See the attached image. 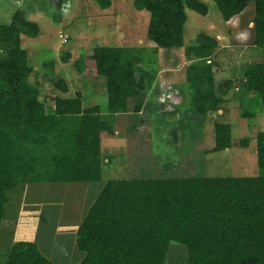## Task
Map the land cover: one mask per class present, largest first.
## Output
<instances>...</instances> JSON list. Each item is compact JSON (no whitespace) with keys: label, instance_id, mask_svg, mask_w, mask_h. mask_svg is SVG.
Masks as SVG:
<instances>
[{"label":"trees","instance_id":"trees-1","mask_svg":"<svg viewBox=\"0 0 264 264\" xmlns=\"http://www.w3.org/2000/svg\"><path fill=\"white\" fill-rule=\"evenodd\" d=\"M96 1L102 8L109 5L108 0ZM211 1L224 22L240 15L250 3L254 5L252 45L261 49L262 56L247 63L243 83L264 102V0ZM134 7L150 14L147 38L156 48H184V57L191 61L185 79L187 91L193 90V100L183 115H199L204 120L208 111L215 112L223 102L214 95L210 65L218 41L200 34L196 44L184 47L183 30L186 9L206 16L209 6L201 0H135ZM13 22L15 30L20 24L26 36L39 34L38 25L22 14L15 15ZM13 36L14 49L6 60L0 59V234L7 222V195L17 186L101 180L98 106L83 108L79 93L71 98L57 94L52 111H48L39 100L40 88L30 84L31 65L14 30ZM135 55L131 48L111 46L95 47L90 55L95 75L104 78L112 115H137L143 105L152 106L146 97L154 76L136 64ZM59 83L61 88H55L66 93L67 84L63 80ZM224 85L226 90L221 89V94L232 82ZM157 91L149 97L153 105H158L157 96L163 95L162 90ZM242 116L250 114L244 110ZM135 131L133 127L131 132ZM150 133L149 122L137 146L126 152L130 161L137 150L136 173L107 181L81 219L75 244L84 257L78 264H165L170 244L185 247L187 264H264V131L255 136L259 174L240 178L206 177L202 173L187 178L147 176L149 169L138 166L152 160L142 153L150 148ZM194 142L197 148L204 147L201 140ZM248 145L247 139L237 143L242 148ZM233 146L230 126L217 123L213 148L195 150L193 166L198 169L204 155ZM186 152H179V168L185 163ZM3 264L52 262L33 242L18 241L6 253Z\"/></svg>","mask_w":264,"mask_h":264},{"label":"rangeland","instance_id":"rangeland-1","mask_svg":"<svg viewBox=\"0 0 264 264\" xmlns=\"http://www.w3.org/2000/svg\"><path fill=\"white\" fill-rule=\"evenodd\" d=\"M108 1V7L102 8L96 0H0V59L6 60L9 52L14 49V30L19 38V46L26 51L31 65L30 84L40 88L39 100L48 111H52L54 97L62 94L55 88H61L59 80H66L71 92H79L82 102L91 104L95 93L106 94L104 83L95 89L88 87L94 84L95 64L90 61V55L95 47L133 48L137 60H140L139 49H143V54L151 58L157 54L161 69L166 66L168 69L177 68L181 74L164 71L161 72L163 79L169 77L171 84L185 85L184 73L191 61L184 57V48L164 50L149 42L146 35L150 14L145 10L140 12L135 9V0ZM201 1L209 6L206 16L185 10L187 20L183 30L184 47L196 44L200 34L216 38L218 45L210 58L216 84L232 77L240 81L246 66L241 70L239 60L245 55L258 58L262 56L261 49L252 45L254 5L250 3L240 15L229 20L228 24L221 19L220 12L211 0ZM17 14L36 23L39 34L35 37L26 36L21 33L23 31L20 24L16 25L15 30L13 19ZM258 58L248 59V62ZM233 62H236V66L230 71ZM162 91L165 96L160 95L158 105H153L154 103H150L153 99L146 97L149 105L154 106L150 105L152 109L143 105L137 115L133 116L131 113L132 117L120 116L116 120H113L107 110L104 96L98 97L103 139L99 182L21 184L8 193L5 205L7 222L0 234V264L4 263L6 253L18 241L36 244L52 264L79 263L84 253L77 250L74 244L80 221L107 181L127 179L128 175L136 173L137 150L134 149L133 155L135 150L136 154L135 157H130V161L126 152L135 147L138 137H141L140 134L149 122L150 148L146 152H140L146 153V156L148 154L149 159H152L149 161L152 162L146 160L148 163H140L138 166L149 169L150 174L147 176L155 174L154 176L187 178L202 173L206 177L240 178L259 174L255 136L264 131V118L257 121L251 116H242L240 109L235 107L236 110L224 117L208 111L204 120H201L199 115H183L191 107L193 90L186 92V100L182 105L177 104L180 97L176 95V91ZM143 97L145 99V95ZM253 100V111L262 109L263 113V100ZM136 101L139 102L137 99ZM253 111L249 113L254 114ZM237 115L244 121L242 128L235 127L231 133L235 146L206 154L200 159L198 169L193 166V153L201 148H197L194 141L201 140L203 148L211 150L214 146V125H236L239 122L236 120ZM146 120L149 122L146 123ZM157 121L164 122L166 127L158 126L161 124ZM251 126L252 130L249 129ZM133 127L136 129L135 133L131 132L134 136L124 132L125 128L128 130ZM124 135H127V140ZM242 139L248 140V147L237 146ZM185 150L187 158L179 168L178 155ZM167 255L166 264L176 261L178 264H187L186 249L182 245L170 244Z\"/></svg>","mask_w":264,"mask_h":264},{"label":"crops","instance_id":"crops-1","mask_svg":"<svg viewBox=\"0 0 264 264\" xmlns=\"http://www.w3.org/2000/svg\"><path fill=\"white\" fill-rule=\"evenodd\" d=\"M141 12V11H140ZM147 12V11H146ZM233 19V18H232ZM226 23H228V24H230V22L228 21V22H226ZM147 36V35H146ZM147 40L149 41V42H151L148 38H147ZM146 40V41H147ZM112 47H122V46H112ZM131 49H133V48H131ZM250 49V48H249ZM143 49H139L138 50V56H140V59H141V62L140 61H138V60H135V62H136V64L138 65V66H143V67H145V70H147L148 72H150L151 73V75L152 76H154V80H153V83H152V85H151V87H150V89L148 90V93H147V99H149V97H150V95H152V94H155L154 93V90H158V92L159 91H161V90H163V89H165V90H167V91H170V90H174V91H176L175 93H176V95L178 96V97H180L179 98V100L177 101V104L178 105H182L183 103H185V100H186V92H187V87H186V79H185V77H184V83H185V85L184 84H171V81L168 79V78H164L163 79V77H162V74H161V72H164V71H167V72H169V73H179L180 74V70L179 69H168L169 67L168 66H166V67H164V69H161V67L162 66H160L159 65V62H160V60H159V57L157 56V54H155L154 55V57H149V56H147V55H144L143 54ZM135 52V51H134ZM158 52V51H157ZM136 53V52H135ZM161 53V52H160ZM159 55V54H158ZM183 55H184V53H183ZM251 55H249V56H243L242 57V59L241 60H239V65L241 66V70L243 69V67L244 66H246L247 65V63H248V59L250 60L251 58H253V59H256V58H258V57H250ZM247 60V61H246ZM158 61V62H157ZM236 61V60H235ZM241 63V64H240ZM162 65V64H161ZM236 66V62H233V64L230 66V71L231 70H234V67ZM246 68V67H245ZM214 67L212 66V68H211V72H212V74H213V87H214V95H215V97L216 98H219V99H221V100H223V102L219 105V108H218V110H216L215 112H213V113H217V116H220V117H224L226 114H228V113H230V112H232V111H234V110H236V108L235 107H237V109H240V114H244V109H246L245 111H247L248 113H249V111H253V108H252V104H253V102L252 101H254L253 99H257L258 100V98L261 100V98L259 97V95L258 94H256V93H253V92H250V91H247L246 90V88H245V86H244V83H243V81H244V77H242V79L240 78V81H237L236 79H238V78H234V77H232V78H229V79H223L222 81H220L218 84H216V82H215V78H216V76L214 75ZM185 71H186V69H185ZM185 74V73H184ZM183 74V75H184ZM181 75V74H180ZM225 75V74H224ZM186 76V75H185ZM223 78V77H222ZM231 81L232 82V85L230 86V88L229 89H227V91L224 93V94H221L220 93V90L222 89V90H226V87H225V85H224V82L225 81ZM65 81V83L66 84H68V82L66 81V80H64ZM99 83V84H95V83ZM92 83H94V84H92V85H94V86H88V87H90L89 89H95V88H97V87H101V85H103V83L105 84V81H104V78H102V77H99V76H97V75H94V79H93V81H92ZM175 85H177V86H175ZM67 88H68V91L66 92V93H62V94H58L60 97H63V98H71V97H74V95H75V93H79V92H75V93H73V92H71L70 91V89H69V86H67ZM104 90V89H103ZM105 91H106V87H105ZM157 92V93H158ZM160 94H161V92H160ZM106 94L105 93H103V94H101V93H95V95L93 96V100H92V102H91V104H89V103H86L85 101H83L82 102V105H83V108H90V107H93V106H98L97 105V100H98V97H100V96H104V98H105V105H106V107H107V110H108V105H107V96H105ZM164 95V94H163ZM97 96V97H96ZM165 96V95H164ZM83 97L85 98L86 97V94L85 95H83ZM158 99H160V97H158L157 96V102H159L158 101ZM249 99H250V101H249ZM131 100V99H130ZM132 101V100H131ZM262 101V100H261ZM249 102V103H248ZM252 102V103H251ZM247 103V104H246ZM261 103V102H260ZM85 104H87V105H85ZM160 104V103H159ZM250 106V107H249ZM241 107V108H240ZM245 107V108H244ZM246 107H248V108H246ZM98 108H99V106H98ZM235 108V109H234ZM260 108H262V105L260 104ZM179 110L180 111H182V109L181 108H179ZM262 110V109H261ZM259 111V109H257L255 112H254V114L253 113H249L250 114V116H251V118H254L255 120H260V119H263L264 118V112L262 113V111ZM109 111V110H108ZM99 112H100V109H99ZM111 114V113H110ZM99 115H100V113H99ZM112 115V114H111ZM133 116L135 115V114H132ZM132 115H131V113L129 112V113H125V114H116V115H112L113 116V120H116L117 119V117L119 118L120 116L121 117H123V118H125V117H132ZM238 117L236 118V117H234V118H236V120L237 121H239V122H237L236 123V125H229L230 126V129H231V133H232V131H233V129L235 128V127H243L242 126V121H244L243 120V118L242 117H239V115H237ZM121 119V118H120ZM101 121V120H100ZM131 121H133V119L131 118ZM101 126H102V122H101ZM158 126H160V127H162V128H164V127H166L165 125H158ZM247 126V125H246ZM248 127V126H247ZM249 129H253L252 128V126H251V128H249ZM131 130H133V128H131ZM131 130L130 129H126L125 128V131L124 132H126V133H128L127 135H129L130 134V132H131ZM127 135H124V137H125V139L127 140ZM102 133H101V142H102ZM100 150H101V145H100ZM127 159H128V157H127ZM81 222V221H80ZM76 241V240H75ZM75 245V247H76V244H74ZM168 254V253H167ZM186 255H187V253H186ZM168 256V255H167ZM177 260V259H176ZM166 263H168V260H166V262H165V264ZM78 264V263H77ZM172 264H178L177 263V261L176 262H173Z\"/></svg>","mask_w":264,"mask_h":264}]
</instances>
